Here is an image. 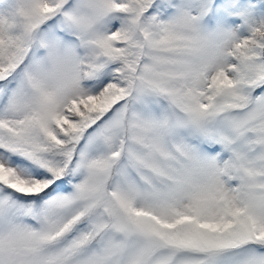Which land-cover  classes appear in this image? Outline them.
I'll list each match as a JSON object with an SVG mask.
<instances>
[{
    "label": "snow or ice",
    "instance_id": "obj_1",
    "mask_svg": "<svg viewBox=\"0 0 264 264\" xmlns=\"http://www.w3.org/2000/svg\"><path fill=\"white\" fill-rule=\"evenodd\" d=\"M0 264H264V0H0Z\"/></svg>",
    "mask_w": 264,
    "mask_h": 264
}]
</instances>
